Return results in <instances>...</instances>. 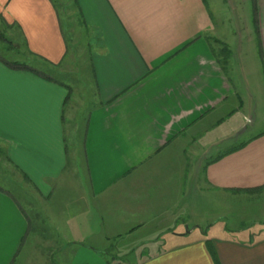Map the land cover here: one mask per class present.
<instances>
[{
  "label": "crops",
  "instance_id": "1",
  "mask_svg": "<svg viewBox=\"0 0 264 264\" xmlns=\"http://www.w3.org/2000/svg\"><path fill=\"white\" fill-rule=\"evenodd\" d=\"M225 1L242 30L241 12ZM73 2L74 60L84 38L91 71L84 84L37 64L81 70L77 62L62 65L73 50L63 6L0 0V142L39 192L65 183L64 195L57 189L65 198L57 224L75 236L66 240L75 247L63 264H264V230L243 238L190 223L201 208L215 207L217 193L264 194V127L251 133L245 123L253 121L247 110L264 103V0H253L262 65L258 71L256 58L244 76L245 97L208 40L217 19L207 0ZM2 35L13 45H2ZM253 88L254 108L246 103ZM85 94L88 104L75 118ZM32 226L0 188V264L13 263ZM97 226L119 239L117 252L86 239L97 237Z\"/></svg>",
  "mask_w": 264,
  "mask_h": 264
},
{
  "label": "rangeland",
  "instance_id": "2",
  "mask_svg": "<svg viewBox=\"0 0 264 264\" xmlns=\"http://www.w3.org/2000/svg\"><path fill=\"white\" fill-rule=\"evenodd\" d=\"M63 6L61 8V14L63 15V21H65V31L71 39L73 50L67 55V59L63 60L64 64L72 65L75 62L76 65L80 64V71H64L61 66H55L54 70H49V65L38 61V67L50 73L57 79L64 80L68 83L74 79L79 80V83L84 84L91 77V71H89V60L85 59L86 47L84 45V38L80 41L81 60L75 61L74 59L79 56L78 50L75 49V42L72 38H75V33L72 32L70 26L74 23L77 16L75 5L73 0H57ZM237 9L241 12V24L242 30L237 26L236 15L230 9V6L225 0H207V4L211 8H214L216 13V32L215 36L211 37L210 43L213 46L217 57L219 58L221 65L229 71L235 81L239 82L238 91L242 97L246 96L244 86V76L253 72L255 69V63L257 56V39L255 35V21H254V4L253 0H233ZM72 13V14H71ZM73 17V18H71ZM69 23V24H68ZM5 47L9 48L8 43H4ZM77 47V46H76ZM79 48V47H77ZM6 56H13L12 52L6 51ZM22 58V57H21ZM31 63L36 65V60L32 59ZM261 60L259 63L258 58V71L260 69ZM78 69L79 65L76 66ZM240 71V72H239ZM245 71V73L243 72ZM261 71V69H260ZM73 79V80H72ZM240 79V80H239ZM248 79V76H247ZM250 80H253V74ZM249 81V80H248ZM250 82V81H249ZM251 84V83H249ZM87 89V88H85ZM88 89H92L89 85ZM83 92V91H82ZM253 97L251 102L247 101V105H251L254 108V99L258 95L257 91L253 88L249 89ZM248 100V97L246 98ZM257 100V98H256ZM75 109V118L79 116V113L84 106L88 104L86 94L81 95L80 102H78ZM248 114L252 116L253 121L247 122V129L250 132H255L264 127V103L261 99L258 100V108L247 110ZM263 116V117H262ZM235 119H241L243 117L240 113L233 116ZM253 122L254 125H253ZM253 125V126H252ZM247 135L244 134V130L238 133L239 139H243ZM249 135V133H248ZM233 137L225 142H233ZM220 143V146L213 149L210 153H217L224 143ZM6 151L0 142V186L7 189L24 207L28 216L30 217L31 230L28 237L23 242L15 260L12 264H63L74 250L75 244L72 242L70 246H67V239L75 240V236L67 229L69 236L65 232V226H59L57 223L61 222L64 209V190L65 183L57 182L53 185V190L48 194H44L31 184L15 165L6 159ZM55 189V190H54ZM61 189V194L57 191ZM70 202V201H69ZM215 207L207 206V208H201V212L191 218L192 221L202 222L203 226H195L198 229H207L209 232H222L239 237L248 236L250 233L257 232L259 229L264 230V194H238L235 197H219L218 193L214 199ZM76 212L75 209H72ZM77 213V212H76ZM210 221L211 226H207V222ZM80 227V226H77ZM99 233L97 237L87 236L89 242L97 243L100 247L104 248L108 253L117 252L119 239H115L110 235L108 226H97ZM179 229L185 228V226H178ZM167 232L162 234V238L167 236ZM111 236V237H110ZM125 238V237H124ZM128 238L126 237L127 240ZM154 248L152 245L151 249Z\"/></svg>",
  "mask_w": 264,
  "mask_h": 264
},
{
  "label": "trees",
  "instance_id": "3",
  "mask_svg": "<svg viewBox=\"0 0 264 264\" xmlns=\"http://www.w3.org/2000/svg\"><path fill=\"white\" fill-rule=\"evenodd\" d=\"M254 7H255V6H254ZM255 15H256V13H255V8H254V16H255ZM254 21H255V17H254ZM63 34L65 35V39H66V41L68 42V41L70 40V38H69V36L67 35V32H66L64 29H63ZM1 38L9 44V47L13 45V44H12L9 40H7L3 35H2ZM210 39H211V37H209L208 40L210 41ZM14 64H18L17 61H14ZM22 65H24V64H22ZM25 67H26V64H25ZM5 156H6V159H7L8 161L11 162V160H10V158L7 156V154H5ZM22 174L28 179L26 173L22 172ZM0 188L6 190L5 188H2L1 186H0ZM253 189H255V187H254Z\"/></svg>",
  "mask_w": 264,
  "mask_h": 264
}]
</instances>
